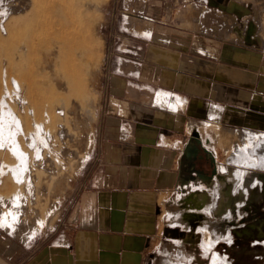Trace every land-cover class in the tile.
Returning <instances> with one entry per match:
<instances>
[{
    "label": "crops",
    "instance_id": "0c3cea01",
    "mask_svg": "<svg viewBox=\"0 0 264 264\" xmlns=\"http://www.w3.org/2000/svg\"><path fill=\"white\" fill-rule=\"evenodd\" d=\"M113 2L104 100L88 156L69 180L54 228L25 242L0 237V264H168L193 238L188 231L184 240L181 231L192 230L185 212H197L182 208L184 197L202 192L201 212L214 213L226 200V180L230 194L243 197L239 210L264 196L260 140L241 160L251 165L221 160L223 147L209 128L264 136V50L248 30L247 5L237 14L227 0ZM188 8L195 15L186 17ZM232 18L240 22L237 41ZM227 34L231 39H223ZM194 135L197 151L184 157ZM203 149L216 162L209 184L185 179L183 170ZM168 203L175 218L182 213L179 222L168 221Z\"/></svg>",
    "mask_w": 264,
    "mask_h": 264
},
{
    "label": "bare ground",
    "instance_id": "6f19581e",
    "mask_svg": "<svg viewBox=\"0 0 264 264\" xmlns=\"http://www.w3.org/2000/svg\"><path fill=\"white\" fill-rule=\"evenodd\" d=\"M10 3L0 8V206L3 207L0 227L24 239L33 236L45 223L38 198L34 204L30 201L32 188L26 182L31 166H35L32 173L37 172L39 180L38 170L50 167L52 172L62 169L60 174H65V166H71L81 156L73 147L78 138L76 131L82 125L77 122L82 107L78 97L85 93L84 76L91 74L88 64L93 67L97 60L91 54L97 46L100 0H11ZM190 127L195 126L191 123ZM209 128H213L221 145L234 153V162L249 158V144L254 138L264 148L262 135L216 125ZM241 163L251 165L245 160ZM238 176L236 180H240ZM38 189L44 188L40 185ZM55 207L56 201L52 199L48 213L52 214ZM201 229L204 247L212 248L213 227ZM217 258L215 254L213 264Z\"/></svg>",
    "mask_w": 264,
    "mask_h": 264
},
{
    "label": "rangeland",
    "instance_id": "374dc122",
    "mask_svg": "<svg viewBox=\"0 0 264 264\" xmlns=\"http://www.w3.org/2000/svg\"><path fill=\"white\" fill-rule=\"evenodd\" d=\"M121 1L122 0H119V2H121ZM10 2H11V0H0V8L5 6L6 4L7 5L11 4ZM227 2L230 5H234V8L229 9V11L231 13L235 12L237 14H239L241 8L244 10L243 12H246L245 9H246V5H247V11L251 12L250 16L252 18V20L249 21V23H248V30L250 32V35L255 37L254 42L260 44L262 46V49L264 50V29H263L264 28L263 27V25H264V0H227ZM113 3H114L113 0H100V3L98 5L97 15L99 16V26L97 27L98 30L96 33V44H97V46L94 47L92 54H91V57H93V58L97 57L96 58L97 60H95V64L93 65V67H91L90 64H88L87 70H89V73H91V74L84 76L85 81H86L85 82V91H84L85 93H83V95H80L78 97V100L80 101V103L82 102L80 105V107L81 106L82 107H81V109H79L80 111L77 114V117L78 116L81 117V118L78 117L79 120H77V122H79L82 125L76 131L78 138L76 139V141H75L76 143L74 144L73 147L76 151L81 152V156H82V157L80 156L81 159L78 157L76 159V161L74 162L75 164L74 163L71 164V166H73V167H71L69 164L66 165L67 167L65 166V168H67L68 170L66 169L65 174H60L59 171L62 172L63 171L62 169H60L59 171H54L55 173L57 172L55 174L54 172H52L49 169L50 167L43 168V170H38V171H41L40 175H39V178H40L39 180L36 179L37 178L36 177L37 172L32 173V172L36 171V170L33 171L34 168H32L35 166L32 165L30 170H29L28 180L26 183H28L30 185L29 189L32 188L31 194L32 193L33 194H32V199L30 201H32L34 204V199L38 198L37 200H38V205H39V212L41 214L40 216L45 221L44 225L41 228L35 230L34 233H42L43 234V233H46L47 231L54 228L55 223H56L57 219L59 218V211H60L62 196H63L64 191L66 190V188L68 186L69 180L73 177L75 172L78 170V167L82 164V162L84 160H86V157L88 156L90 143L92 141L94 129H95L96 124L98 122L99 113L102 110L103 100H104L103 99L104 78H103V73H102L103 72L102 67L106 61V56L108 53V51H107L108 50V41H109L108 30H109V24H110V20H111L112 4ZM114 5H115L116 10L121 9L120 4L118 5L117 3H115ZM186 10H187V16L186 17L190 16V14L195 15V13H193L192 10H190L189 8ZM230 15L233 16V14H230ZM258 20H259V22H258ZM233 23H235L234 18L231 20V24H233ZM178 25L180 27H186L187 28L189 26V23H187V22L182 23V24L178 23ZM201 27H204V26H199V29ZM232 28H233V30L229 31V32H232L233 38L232 39L229 38L228 37L229 35L227 34L226 35L227 37H223V39H231V40H236V41L239 39L240 22L238 19H237V22L234 25H232ZM201 31H203V30H201ZM214 35H215V33H214ZM81 96L83 98L84 97L85 98L82 99ZM84 114H85V116H84ZM70 120H71V118L69 119V121ZM84 120H86V121L84 122ZM79 123L77 124V126L79 125ZM200 131H201V133L205 134L207 132V129L200 128ZM219 144L221 145V143H219ZM221 146L223 148L220 150V153L218 155L219 158L221 160H224L225 156H226V158H229L230 156L232 158L234 153L231 150L226 149V147L223 144ZM24 147H25L26 151L28 152L29 149L27 148V146L25 144H24ZM80 148H81V150H80ZM80 152H79V155H80ZM79 160H81V161H79ZM227 162H230V161H227ZM220 169L223 170L222 167H220ZM50 172L54 174V175L52 174L51 177L49 175L47 176V174H49ZM261 172L262 171H259L257 173L258 177L260 179H264V174H263V172L262 173ZM66 175H67V177H66ZM42 183H44V185H46L45 187L47 190L45 189V187ZM24 185H26V184H24ZM40 185L43 186V188H44L43 191L38 189ZM61 185H63V186H61ZM47 186H49V188ZM33 189L35 191H33ZM51 189H52V191H51ZM23 191H24V188H23ZM47 191H49V192H47ZM46 192H47V194H46ZM263 192H264V187H263ZM27 195H28V193H27ZM6 196L8 197V195H6ZM211 196L213 198V194H211ZM43 197H45V198H43ZM39 198H40V200H39ZM52 199L56 201V207H55L54 212H53L54 214L53 213L50 214L47 211L48 207H49V202L52 201ZM45 201L47 202V204ZM39 202H40V204H39ZM248 204H250L249 206H251V205L253 206L255 203H253L252 201H249ZM47 205H48V207H47ZM168 207L169 208H168L167 218H168L169 222H172L173 220L178 219V218L181 219V217H179V215L177 218H175L176 217L175 213L172 212L173 211L172 208H175L174 205H172L171 203H168ZM257 207L259 209L261 208L262 213L258 215V218L255 221L256 222L255 223V226H256L255 231L256 232L254 231L252 233V237L248 238V239H244L243 237H240V240H243V242H238L235 240L230 248H228L223 243L218 244L215 248L206 249L204 247V244H203V237L204 236H203V231L201 229L202 226L203 227L209 226V224H213L215 220H218L217 218L215 219L213 214L209 213L207 209L205 211H203L202 213H199V214H197V213L193 214V213H189V212L185 213L184 218H183V220L185 222L192 223V224H194V222H197V221L200 222L199 228L202 232V241H201L202 250L205 253L209 252V257L206 258V257L196 256L195 258H193L194 255L192 253L187 254L188 251L186 249L182 251L180 248H173L172 251L178 252L180 250L182 252H181L180 256L178 255L177 258L170 257V259L167 261L168 264H174V263L175 264H213V257L215 255V254L213 255L214 252L219 253V256H218L219 259L217 258V261H215L214 264H264V196L262 197L261 202L258 203ZM2 209H3V207L0 206V210H2ZM34 214L35 213H32V215H34ZM239 214L241 215L242 213L239 212ZM34 233H33V236H34ZM0 237L3 239H9L11 241L25 242L30 237H32V235L28 238L22 239L16 234L13 236V234L8 233L6 230H4V229H2V227H0ZM212 238L214 239L213 234H212ZM21 240H23V241H21ZM167 247H168L167 250L169 249L168 251H170L172 249V247H171V249L169 246H167ZM222 255H228L229 257H228V259H224ZM156 263L163 264L164 262L162 259L160 260V258H158V261H156Z\"/></svg>",
    "mask_w": 264,
    "mask_h": 264
},
{
    "label": "flooded vegetation",
    "instance_id": "af4514ba",
    "mask_svg": "<svg viewBox=\"0 0 264 264\" xmlns=\"http://www.w3.org/2000/svg\"><path fill=\"white\" fill-rule=\"evenodd\" d=\"M205 142H208V140ZM183 170L185 174L188 175L185 177V179H188L189 181H196L199 183L203 182L206 184H209L210 181L212 182L217 174L216 162L214 158L204 153L203 151L198 152L196 158L192 161V163L190 162L189 164L184 165ZM231 188H232V182L224 181L222 186V194L225 195L226 200L223 202L224 204L222 205L220 204L216 208V211L212 213L213 216L218 219L217 221H214L213 226H210L213 227L212 234L215 239V244L212 246V248H215L220 243H223L228 248H230L235 240L238 242H243V240H240V237H243L244 239L251 238L252 233L255 231L256 228L255 221L257 220L258 215L262 213L261 208L259 209L257 207L261 199H254L255 204L253 206L252 205L249 206L250 204H248L249 202L248 201L247 204L241 206V210L237 209L236 203L242 200L243 197L242 195L239 194V192L231 195L230 194L232 193ZM205 203H206V196H204L202 192H199L197 194V197H194L193 195H188L184 197L181 206L186 210L197 211V212H189V213L199 214L202 213L201 210L205 207ZM239 212H241L242 214L240 215ZM223 213L226 215H224ZM199 224H200L199 221L194 222V224H192L191 227L192 230H188L184 228L181 229V231H184L183 234L184 240L186 236L185 233L188 231L192 232L191 235L193 237L191 238L190 241L185 240V245L183 247V250L186 249L188 251L187 254L192 253L194 255L193 258H195L196 256L208 258L209 252L205 253L202 250V245H201L202 232L199 228L200 227ZM214 254L219 256L218 252H214L213 255ZM222 256L224 259H228L229 257L228 255H222Z\"/></svg>",
    "mask_w": 264,
    "mask_h": 264
},
{
    "label": "water",
    "instance_id": "95a60500",
    "mask_svg": "<svg viewBox=\"0 0 264 264\" xmlns=\"http://www.w3.org/2000/svg\"><path fill=\"white\" fill-rule=\"evenodd\" d=\"M199 142H200L199 139L195 135L192 136L189 139L188 144H187V146L185 148L184 157H188L191 153L192 154L195 153L197 151L195 145L196 144H199ZM203 152L206 153V154H208V155H210V156H212V154L208 150H206V149H203Z\"/></svg>",
    "mask_w": 264,
    "mask_h": 264
}]
</instances>
